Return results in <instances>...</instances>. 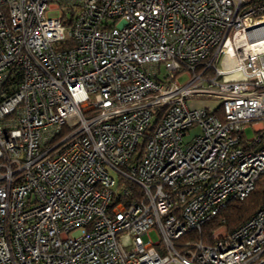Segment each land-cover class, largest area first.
I'll use <instances>...</instances> for the list:
<instances>
[{
    "label": "built area",
    "instance_id": "obj_1",
    "mask_svg": "<svg viewBox=\"0 0 264 264\" xmlns=\"http://www.w3.org/2000/svg\"><path fill=\"white\" fill-rule=\"evenodd\" d=\"M255 122L264 0H0V264H264V209L189 236L264 174Z\"/></svg>",
    "mask_w": 264,
    "mask_h": 264
},
{
    "label": "trees",
    "instance_id": "obj_2",
    "mask_svg": "<svg viewBox=\"0 0 264 264\" xmlns=\"http://www.w3.org/2000/svg\"><path fill=\"white\" fill-rule=\"evenodd\" d=\"M160 112H157L158 116L154 122V127L159 123ZM261 138H264V134ZM262 209H264V174L259 178L254 190L246 199L231 201L220 211L217 217L204 225L200 234L190 233L189 236L201 240L205 244H212L214 241L212 234L221 226H226L231 232L235 231Z\"/></svg>",
    "mask_w": 264,
    "mask_h": 264
},
{
    "label": "rangeland",
    "instance_id": "obj_3",
    "mask_svg": "<svg viewBox=\"0 0 264 264\" xmlns=\"http://www.w3.org/2000/svg\"><path fill=\"white\" fill-rule=\"evenodd\" d=\"M65 47L67 48V46H65ZM161 70H162L163 73L166 72V69H165L164 66L161 67ZM185 81H186V76H183V77L180 78V82L183 83V82H185ZM209 101H210V99L207 98V97H200V98H198V99H195V103H192V105H193L194 107H196V106H201V105H203V103L208 104ZM197 133H198V129H194V130L192 131V134H191L190 136H187V137H186V142H190V141L193 139V137H194ZM254 135H255V134H254V132H253L252 129H248V130L246 131V137H247V138H251V137H253ZM263 139H264V138H263ZM261 149H264V140H263V142H262L261 144H258V145L256 146V150H261ZM114 175H115V177L117 178V175H116L115 173H114ZM150 237H151V239L153 240V242H155V243H158V242L160 241V236H159V234H158L157 232H152V233L150 234Z\"/></svg>",
    "mask_w": 264,
    "mask_h": 264
},
{
    "label": "crops",
    "instance_id": "obj_4",
    "mask_svg": "<svg viewBox=\"0 0 264 264\" xmlns=\"http://www.w3.org/2000/svg\"><path fill=\"white\" fill-rule=\"evenodd\" d=\"M206 103H203V105H205ZM202 106V105H201ZM248 129H252L253 132H254V136L251 137V138H248V139H252V138H255V137H259L260 138V143L258 144H261L263 142L264 139H262V134H264V122H255V123H252L249 125V127L246 129V131ZM256 144L255 145V148L256 146L258 145Z\"/></svg>",
    "mask_w": 264,
    "mask_h": 264
}]
</instances>
